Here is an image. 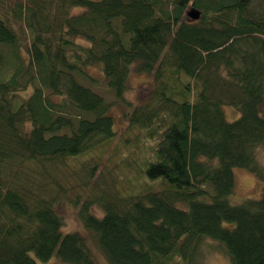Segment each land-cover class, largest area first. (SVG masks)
<instances>
[{"label":"trees","instance_id":"16d2710c","mask_svg":"<svg viewBox=\"0 0 264 264\" xmlns=\"http://www.w3.org/2000/svg\"><path fill=\"white\" fill-rule=\"evenodd\" d=\"M166 2L0 0V264H97L65 202L107 264H194L205 237L264 264V195L231 201L234 168L264 183V0Z\"/></svg>","mask_w":264,"mask_h":264},{"label":"rangeland","instance_id":"374dc122","mask_svg":"<svg viewBox=\"0 0 264 264\" xmlns=\"http://www.w3.org/2000/svg\"><path fill=\"white\" fill-rule=\"evenodd\" d=\"M171 2V0H167L166 3ZM151 76L146 74H140L136 72H132L129 78V86L128 91L125 94V98L132 102L133 104H138L142 102L150 87L152 86ZM102 92V91H101ZM106 100L110 103V112L114 117L115 128L117 131H122V129L126 126V121L124 118V113L128 112V109L122 104L114 101L112 94L107 91L103 92ZM224 113L228 121H232L236 118L237 112L230 107L224 108ZM121 157L112 159L110 163H105V172L107 174L111 171L117 177L116 187L117 188H127L130 181L133 179L134 173L132 171L129 172L128 169H123V163L121 162ZM258 157L262 165L264 166V151L261 150L258 153ZM234 183H235V191L233 195L232 202L238 203L241 200L245 199H256L260 198L264 195V183H262L254 174H252L247 169L243 168H234ZM111 177V176H110ZM112 178V177H111ZM72 180V179H71ZM88 193V190L83 192L84 195ZM58 213L62 216L64 224L62 227V232H79L86 238V242L88 246L93 250L96 254V263L97 264H107V261L103 254L97 249L95 243L92 239L90 233L83 227L80 219L77 216V209L68 204L67 202L60 204L57 207ZM39 264H67L61 262L56 258V256H52L47 261L37 260ZM229 259L226 254L221 250L219 244L211 239V238H203L199 244L198 252L194 264H228Z\"/></svg>","mask_w":264,"mask_h":264},{"label":"water","instance_id":"95a60500","mask_svg":"<svg viewBox=\"0 0 264 264\" xmlns=\"http://www.w3.org/2000/svg\"><path fill=\"white\" fill-rule=\"evenodd\" d=\"M198 17V13H191V18L196 19Z\"/></svg>","mask_w":264,"mask_h":264}]
</instances>
